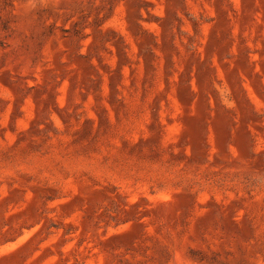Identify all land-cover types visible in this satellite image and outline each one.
I'll return each instance as SVG.
<instances>
[{
    "label": "rangeland",
    "instance_id": "rangeland-1",
    "mask_svg": "<svg viewBox=\"0 0 264 264\" xmlns=\"http://www.w3.org/2000/svg\"><path fill=\"white\" fill-rule=\"evenodd\" d=\"M0 264H264V0H0Z\"/></svg>",
    "mask_w": 264,
    "mask_h": 264
}]
</instances>
